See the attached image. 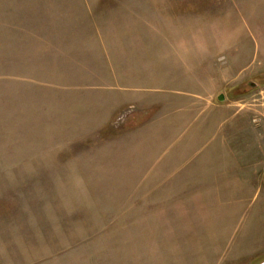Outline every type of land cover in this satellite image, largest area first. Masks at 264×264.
<instances>
[{"label": "rangeland", "instance_id": "obj_1", "mask_svg": "<svg viewBox=\"0 0 264 264\" xmlns=\"http://www.w3.org/2000/svg\"><path fill=\"white\" fill-rule=\"evenodd\" d=\"M262 262L264 0H0V264Z\"/></svg>", "mask_w": 264, "mask_h": 264}, {"label": "water", "instance_id": "obj_2", "mask_svg": "<svg viewBox=\"0 0 264 264\" xmlns=\"http://www.w3.org/2000/svg\"><path fill=\"white\" fill-rule=\"evenodd\" d=\"M223 99H224L223 95H220V96L217 98V100H218L219 102H221ZM260 264H264V262H262V263H260Z\"/></svg>", "mask_w": 264, "mask_h": 264}]
</instances>
